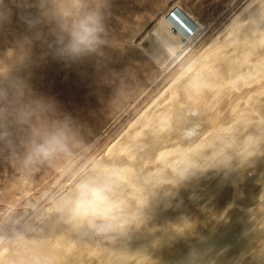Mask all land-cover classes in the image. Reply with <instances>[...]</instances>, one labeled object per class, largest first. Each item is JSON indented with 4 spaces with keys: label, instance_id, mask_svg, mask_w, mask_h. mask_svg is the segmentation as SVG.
Masks as SVG:
<instances>
[{
    "label": "rangeland",
    "instance_id": "obj_1",
    "mask_svg": "<svg viewBox=\"0 0 264 264\" xmlns=\"http://www.w3.org/2000/svg\"><path fill=\"white\" fill-rule=\"evenodd\" d=\"M108 25L114 46L104 61L66 64L49 56L29 70L33 88L55 98L81 138L31 167L0 161V264H191L193 253L202 264H232L229 257L263 231L264 140L245 139L264 135L256 123L264 83L252 77L220 110L193 81L207 76L213 90L229 94L234 84L213 73L235 81L241 71H264L238 57L264 40V0H112ZM10 40L0 38V52ZM178 87L186 99L176 101L175 121L161 123L156 118L167 116ZM152 127L163 133L152 149L115 153ZM206 129L220 150L203 144ZM173 136L175 148L162 154L175 161L152 160ZM114 166L138 172L116 176ZM85 184L101 189L104 200L77 213ZM257 185L262 191L252 194ZM164 226L181 236H157Z\"/></svg>",
    "mask_w": 264,
    "mask_h": 264
},
{
    "label": "clouds",
    "instance_id": "obj_2",
    "mask_svg": "<svg viewBox=\"0 0 264 264\" xmlns=\"http://www.w3.org/2000/svg\"><path fill=\"white\" fill-rule=\"evenodd\" d=\"M111 5L112 0H0V38L11 36L0 52V161L27 168L77 146L79 125L55 98L33 88L29 70L49 56L66 64L104 61L114 46ZM14 23L24 31L16 34ZM101 192L83 185L76 212L102 203ZM191 255V264H202Z\"/></svg>",
    "mask_w": 264,
    "mask_h": 264
},
{
    "label": "bare ground",
    "instance_id": "obj_3",
    "mask_svg": "<svg viewBox=\"0 0 264 264\" xmlns=\"http://www.w3.org/2000/svg\"><path fill=\"white\" fill-rule=\"evenodd\" d=\"M152 29V28H150ZM158 29L157 26L154 28V35L156 36L158 34ZM239 37H236L235 40H238ZM238 57H240L243 60H247L249 63L251 62H258L261 63L262 66H264V40L262 41V43L257 46L254 50L251 51H247L246 48L242 49L241 51L238 52ZM218 71V70H217ZM201 74H203L201 72ZM216 75V77H218L219 81L226 85H232L234 86V90L227 94L226 90L224 89H220L218 88L217 90H213L212 87H210L207 84V81L209 79H207L206 76V82H198V81H193V83L197 86V88H199L201 95H203V93L205 91H208L211 95V99L212 101L217 105L220 106V110H223L228 102L229 99L231 97H233L234 95H236L237 93H241L243 91L246 90L247 87L251 86L254 84V82H252V77H257L256 79L259 80V82L264 83V71L262 73L259 72H254L252 73L249 70H245V71H241L238 78L233 80H229L226 77L225 72H215L213 73ZM238 90V91H237ZM241 91V92H240ZM260 91V92H259ZM256 91L259 92V94H264V88ZM174 98H173V102L170 105V109L168 110V113L166 114L167 116L165 117V115L163 114V112L159 113L158 117L156 118L158 121L162 122H173L175 121V116L173 115L172 109L173 107H175V103L177 100H180V103L184 102V100L186 99V96L183 94V92L181 91V88H177L174 91ZM205 99V98H204ZM205 102L207 103V101L205 100ZM242 102H240V100H237L236 105L241 104ZM232 113V112H230ZM256 123L259 127V129H264V114L262 115V117L260 119L256 120ZM152 127V131H148V133H145L143 137H145L144 139H139V140H131L128 145L129 148H126L125 150V146H123V148H118L117 151L115 152L117 153H137L139 151H143V149L145 148V145L147 144H151V148H153V145H155L156 141H158V139L163 136V133L158 129V127L154 128ZM210 130L206 129V132H204L201 136V140L202 142H204L203 144L206 146H209L211 148H216L217 150H220L219 146H218V142L211 136V134L209 133ZM179 138V135H177ZM177 138L173 137H168L167 139H165V141H162V143L159 145V147L157 148V153L154 155L155 157L152 158V160L154 159H163L164 162L166 163H171L173 161H175V156H166L163 155L162 152L163 151H171L173 148H175V142ZM200 138H198L199 140ZM259 139H263L264 140V135L258 136V137H246L245 141L247 143H252V142H256ZM164 140V139H163ZM133 148V149H132ZM264 149V147H263ZM131 150V151H129ZM131 154V155H132ZM199 156H203L201 153H197ZM160 155V156H159ZM244 155L246 157L247 152H244ZM256 155V154H255ZM172 157V159H170ZM263 163H264V152H263ZM151 159L146 158L145 162L149 161ZM198 163V160L195 159V161L193 162V166H197L196 164ZM175 168V166H174ZM111 172L116 176H123L125 178L129 177H133L135 179V176L133 174H135L136 172H138L137 170H130L126 167H122V166H114L112 168H110ZM264 176V175H263ZM95 176H92L90 178V180H92ZM132 179V178H131ZM260 179V178H259ZM89 181V180H88ZM105 182V181H104ZM88 183V182H87ZM263 184V183H262ZM199 186V184H197ZM94 187V186H93ZM258 190L261 192L262 191V186L261 185H257L256 188H254L251 192L252 194L255 192H258ZM200 193H196L195 195H199ZM255 194L253 195V200L255 199ZM232 218L238 219L236 214H232ZM263 226V231L257 232L256 235L253 237V239H249L247 240L246 244H245V248L243 251H241L238 255L235 254L233 256L229 257V261L232 262V264H255L256 261L258 260L259 257H261L262 255H264V224H262ZM213 226H207V230L210 231L211 228ZM174 228L171 226H164L163 229H160L158 232H156L157 236H160L159 234H163V235H171V237H175V239H178L181 235L179 234L178 230L175 229V231L173 230ZM162 237V236H161ZM158 238V237H157ZM156 238V240H157ZM260 243L258 246L256 245L257 243ZM124 264H128V263H124ZM132 264V263H129Z\"/></svg>",
    "mask_w": 264,
    "mask_h": 264
},
{
    "label": "crops",
    "instance_id": "obj_4",
    "mask_svg": "<svg viewBox=\"0 0 264 264\" xmlns=\"http://www.w3.org/2000/svg\"><path fill=\"white\" fill-rule=\"evenodd\" d=\"M175 6H177V5H175Z\"/></svg>",
    "mask_w": 264,
    "mask_h": 264
}]
</instances>
